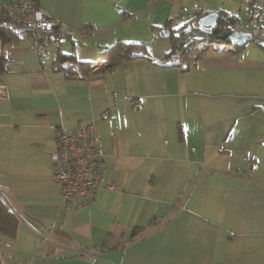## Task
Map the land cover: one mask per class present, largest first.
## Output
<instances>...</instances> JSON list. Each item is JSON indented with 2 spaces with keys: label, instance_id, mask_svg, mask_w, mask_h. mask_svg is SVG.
<instances>
[{
  "label": "crops",
  "instance_id": "1",
  "mask_svg": "<svg viewBox=\"0 0 264 264\" xmlns=\"http://www.w3.org/2000/svg\"><path fill=\"white\" fill-rule=\"evenodd\" d=\"M35 1L61 33L46 56L0 39V183L19 219L0 231V261L264 264V49L212 41L170 55L161 33L209 12L235 28V0ZM119 41L133 57L108 66ZM79 123L103 153L83 208L52 179L56 129Z\"/></svg>",
  "mask_w": 264,
  "mask_h": 264
},
{
  "label": "built area",
  "instance_id": "2",
  "mask_svg": "<svg viewBox=\"0 0 264 264\" xmlns=\"http://www.w3.org/2000/svg\"><path fill=\"white\" fill-rule=\"evenodd\" d=\"M0 15L8 19L11 32L28 39L40 56L47 55L49 45L59 44V22L50 18L35 0L0 3ZM246 23L251 40L264 49V0H251ZM90 26L85 24L82 29ZM132 106L139 108L140 101L133 100ZM110 115V111H105L102 117ZM93 130V123H79L74 128L61 126L55 132L57 148L51 154L54 162L52 179L61 186L62 200L76 198L77 208L90 205L99 187V162L103 153L94 142ZM5 191V185L0 183V196L4 200ZM0 264L3 263L0 261Z\"/></svg>",
  "mask_w": 264,
  "mask_h": 264
},
{
  "label": "trees",
  "instance_id": "3",
  "mask_svg": "<svg viewBox=\"0 0 264 264\" xmlns=\"http://www.w3.org/2000/svg\"><path fill=\"white\" fill-rule=\"evenodd\" d=\"M36 4H38L36 2ZM197 18L199 16H196ZM238 17H236L233 14L229 13H223L219 14L218 19V27L216 30H214L212 35H205V39L208 42L212 41H218L221 42L218 38V34L224 31L225 29L232 28L231 24H235V21ZM61 32L59 31V34ZM58 34V35H59ZM195 34H201V31L198 29H194L190 32H183L181 34L173 33V30L171 32L172 37V50L169 52L170 55L173 53L179 52L182 54H188L191 51H193L191 38H193V35ZM14 38H19L16 35H14L9 26V21L7 18L0 15V39L3 41V43H6L8 41H11ZM135 43L129 42V41H119L113 45L105 47L103 51V55L109 59L108 66H114L117 63H120L124 60L131 59L132 56V49L134 48ZM204 46L199 47L200 50ZM69 57V56H68ZM0 58V64H1ZM64 59H67L66 56H60L58 58V61H64ZM69 69V68H67ZM18 216L16 213L10 208V206L7 204V202L0 196V231L6 232V233H12L16 230V226L18 223Z\"/></svg>",
  "mask_w": 264,
  "mask_h": 264
},
{
  "label": "water",
  "instance_id": "4",
  "mask_svg": "<svg viewBox=\"0 0 264 264\" xmlns=\"http://www.w3.org/2000/svg\"><path fill=\"white\" fill-rule=\"evenodd\" d=\"M218 12H209L198 18V25L200 27L209 28L210 31L216 30L218 27ZM192 30V26H188L186 32H190ZM161 33L164 35H170V30L162 29ZM218 38L225 42H231L236 47H241L246 44L247 41L251 40V35L248 31L239 30L236 28H228L218 34Z\"/></svg>",
  "mask_w": 264,
  "mask_h": 264
},
{
  "label": "rangeland",
  "instance_id": "5",
  "mask_svg": "<svg viewBox=\"0 0 264 264\" xmlns=\"http://www.w3.org/2000/svg\"><path fill=\"white\" fill-rule=\"evenodd\" d=\"M220 1L222 2L223 0H220ZM227 1L230 2V1H233V0H227ZM235 2L237 3L236 13L240 17L239 21L235 25V28L236 29H239V30H245V25L247 24L246 21H247V17H248L249 10H248L247 5H246L245 2H243V5L242 6L239 3L240 2L239 0H235ZM180 23L185 24L184 21L183 22H178V24H176L177 27H179L178 25H180ZM186 28H183V30H186ZM183 30H181L180 32H182ZM190 40L192 42V47L194 45L203 46L204 44H206V42H208L207 40H204V41H196L193 38H191ZM247 43L248 44H252L253 41L252 40H249ZM196 49H198V48H196Z\"/></svg>",
  "mask_w": 264,
  "mask_h": 264
},
{
  "label": "flooded vegetation",
  "instance_id": "6",
  "mask_svg": "<svg viewBox=\"0 0 264 264\" xmlns=\"http://www.w3.org/2000/svg\"><path fill=\"white\" fill-rule=\"evenodd\" d=\"M197 26H198L197 29H199V30L201 31L202 34H196V35H193V39H195L196 41H204V40H206V39H205V35H208V34H209V35H212L213 32H214V30L211 31V32H209V31H210L209 28L200 27L199 25H197Z\"/></svg>",
  "mask_w": 264,
  "mask_h": 264
}]
</instances>
